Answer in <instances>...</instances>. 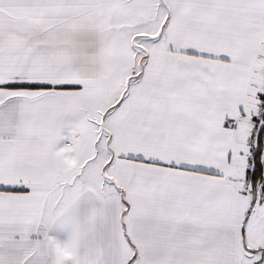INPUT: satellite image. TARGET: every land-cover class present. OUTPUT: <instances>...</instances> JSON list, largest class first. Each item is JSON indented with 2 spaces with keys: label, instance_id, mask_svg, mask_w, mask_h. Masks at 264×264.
Returning a JSON list of instances; mask_svg holds the SVG:
<instances>
[{
  "label": "snow or ice",
  "instance_id": "6c2138e0",
  "mask_svg": "<svg viewBox=\"0 0 264 264\" xmlns=\"http://www.w3.org/2000/svg\"><path fill=\"white\" fill-rule=\"evenodd\" d=\"M0 264H264V0H0Z\"/></svg>",
  "mask_w": 264,
  "mask_h": 264
}]
</instances>
